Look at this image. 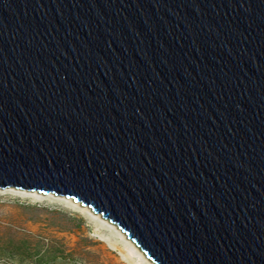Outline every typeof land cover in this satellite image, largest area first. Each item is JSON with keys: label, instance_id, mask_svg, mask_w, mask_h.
Wrapping results in <instances>:
<instances>
[{"label": "water", "instance_id": "95a60500", "mask_svg": "<svg viewBox=\"0 0 264 264\" xmlns=\"http://www.w3.org/2000/svg\"><path fill=\"white\" fill-rule=\"evenodd\" d=\"M0 187L264 264V0H0Z\"/></svg>", "mask_w": 264, "mask_h": 264}, {"label": "rangeland", "instance_id": "374dc122", "mask_svg": "<svg viewBox=\"0 0 264 264\" xmlns=\"http://www.w3.org/2000/svg\"><path fill=\"white\" fill-rule=\"evenodd\" d=\"M117 230L72 197L0 187V264H153Z\"/></svg>", "mask_w": 264, "mask_h": 264}, {"label": "bare ground", "instance_id": "6f19581e", "mask_svg": "<svg viewBox=\"0 0 264 264\" xmlns=\"http://www.w3.org/2000/svg\"><path fill=\"white\" fill-rule=\"evenodd\" d=\"M113 226V224H112ZM118 231V230H117ZM120 237L123 239V240H127L129 246H131V248L138 254L140 255L142 258H144L145 260H149V258L143 253L142 250H140V248L138 246H136L130 239L127 238V236L121 232L120 230L118 231ZM114 248V246L112 247ZM151 262V261H148V263ZM154 264V263H153Z\"/></svg>", "mask_w": 264, "mask_h": 264}]
</instances>
